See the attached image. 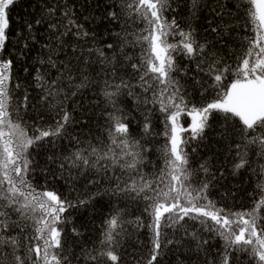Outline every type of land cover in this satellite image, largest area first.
I'll return each instance as SVG.
<instances>
[{
	"label": "snow or ice",
	"instance_id": "snow-or-ice-1",
	"mask_svg": "<svg viewBox=\"0 0 264 264\" xmlns=\"http://www.w3.org/2000/svg\"><path fill=\"white\" fill-rule=\"evenodd\" d=\"M18 3L19 0H0V264H79L80 256L72 251L65 235L66 225L71 223L69 209L92 206L97 195L109 197L110 203L111 198H118L142 204L136 227L149 231L146 264H161L164 248L182 251L186 242L188 252L200 264H242V254L250 264H264V181L256 185L259 193L253 196L252 207L235 210L218 205L209 196V182L193 179L198 172L209 173V168L201 163L194 171L188 152L193 143L192 152L204 144L206 132L216 121L220 136L227 141L226 150L235 151L233 175L252 168L249 153L264 161V0H238L231 8L228 0H117L115 5L106 6V17L112 21L123 17L126 27L100 47L89 43L96 39L95 33L78 23L75 5L68 10L48 6L44 10L46 19L34 23L51 29L57 43L38 61L46 68L42 72L35 67L33 83L24 87L20 97L16 95L21 84L14 75L16 61L9 18L10 9ZM182 4L193 20L199 19L200 12H209L206 19L215 44H227L225 37L233 38L234 22L227 18L234 12L244 21L241 54L234 63L222 59L209 40L201 42L191 23L181 28L177 17L169 16ZM32 27L27 23L25 32L30 33ZM69 34L79 47L62 39ZM29 39L34 37L22 33L23 48L29 47L23 42ZM65 44L80 66L75 73L73 61L64 52ZM137 46L141 49L137 60L133 61L127 51L121 56L123 49ZM60 52H64L65 60L58 58ZM180 55L194 62L195 71L206 78L200 94L212 89V100L193 102L181 83V74L188 73L177 64L176 57ZM93 56L95 61L90 59ZM125 61H131L128 66L132 72L118 82L106 80L102 90L112 109L106 113L105 137L76 135L74 128L69 133L74 124L88 125L85 117L74 118L64 103L90 82L88 73L81 69L90 68L92 63L112 65L109 75H114ZM23 71H28L27 65ZM229 75L232 82L225 86L223 81ZM192 79L200 83L195 74ZM73 80L77 81L74 85ZM29 87L38 90L36 97H31ZM69 87L73 90L65 94ZM134 88L141 90L142 98L137 99L144 111L159 112L164 125L160 135L166 142L160 149V164H152L154 170L148 172L145 168L150 165L151 149L132 132L128 113L118 102L121 96H134ZM30 99L37 103H30ZM32 109L54 115L47 126L34 124L29 134L22 112ZM147 114L143 136L150 137L153 130ZM181 116L190 117L188 127L181 123ZM34 119L38 122L44 116ZM60 139H69L74 151L65 148L48 155L46 164L50 162L55 167L44 171L53 180L62 179L66 184L83 178L85 186H96L86 196H80L74 184H69L70 191L61 192L46 183H33L34 152ZM259 174H264V163ZM72 193L76 196L70 199ZM103 223L99 248H82L81 255L93 264H120L118 249L126 223L122 210L112 209ZM71 232L80 234L75 227ZM217 239L221 242L219 248L212 244Z\"/></svg>",
	"mask_w": 264,
	"mask_h": 264
},
{
	"label": "trees",
	"instance_id": "trees-1",
	"mask_svg": "<svg viewBox=\"0 0 264 264\" xmlns=\"http://www.w3.org/2000/svg\"><path fill=\"white\" fill-rule=\"evenodd\" d=\"M117 0H19V3L13 6L9 11L10 18V40L13 45L12 53L16 63H14V75H16L21 84V88L17 89L16 95L20 97L24 91V87L33 83L32 77L34 75L35 67H40L43 72L46 66L38 64V61L45 58L47 54L57 43L56 34L51 29H45L43 23L37 25L34 23L36 20H44V10L48 6L57 8L58 10H68L70 6L75 5L76 15L78 17V23L84 25L85 29L95 33L96 39L90 40L89 43L92 47H100L107 40L115 39L116 35L121 32L122 28L126 27L123 17L116 21H112L106 17V6L115 5ZM238 0H228V6L231 8L233 4H237ZM213 7L216 5L213 4ZM175 15L181 28L186 24L191 23L197 30V38L203 42L207 39L215 44L214 34L210 32V26L206 17L209 16L207 10L200 12L199 19L193 20L187 14V7L181 5L176 9L175 13H169V16ZM87 18V19H86ZM227 19L232 20V39H228L227 44H215L216 50L222 59H227L230 63H234L235 57L241 54L240 39L245 35L243 28L244 21L234 12L231 17ZM32 23L33 27L30 33L25 32L26 24ZM137 26L133 25L135 29ZM22 33L34 37L23 41L29 45L28 48H23ZM62 39L68 41L73 47H79L76 38L71 34L63 37ZM172 42H176L173 38H169ZM178 39V38H177ZM49 45V47H45ZM20 49L19 51L17 49ZM109 55H114L112 50L105 49ZM127 51L132 57V60H137L141 51L140 47L125 48L121 51ZM64 52H67V59L73 61V72L76 68L80 67L74 59V54L68 44L64 45ZM64 52H60L59 59L65 60ZM23 53V54H21ZM87 55V53H85ZM95 61V57L90 58ZM177 64L180 68H183L188 73L187 76L181 74V83H184L188 91L191 93V98L194 103H206L214 98V91L209 89L201 96V83L206 79L202 74L195 71L194 62L185 59L182 55L176 57ZM131 61H125L123 67L116 68L114 75H109V71L112 65L102 66L97 63H92L90 68L81 69L88 73L89 83L87 87L77 91L75 96H71L64 103L69 112L76 119L85 117L88 120V125L85 127L82 124H74L72 128H69V133H72L75 129L76 135L96 136L104 138L106 135L105 128L107 124L106 113L112 111L109 105L106 103L103 95V88L105 87V81L116 80L118 82L120 77H126L128 73L132 72V69L128 66ZM28 66V71L24 72V66ZM195 74L196 79L200 80L197 83L192 79ZM233 77L229 75L227 79L223 81V84L227 86L232 82ZM77 81L73 80L71 83L74 85ZM135 83V81H132ZM207 87V85H205ZM71 87L65 90L67 92L72 91ZM29 93L31 97H36L38 90L29 87ZM134 96H121L119 98L120 106L125 112L128 113L129 120L131 121V130L134 134H137L138 139H142L143 143H147L151 151L149 152L150 165L145 168L148 172L151 169V165L155 164L159 166L160 149L165 144L166 138L160 135L164 131V125L161 123V114L159 112H153L147 114L144 111L142 105L138 103V97L142 98L141 90L139 88L133 89ZM30 103H37V101L30 99ZM74 110V111H73ZM43 115L44 119L36 121L34 118L37 115ZM86 114V115H85ZM151 120L153 135L143 136V122L145 115ZM25 121H27V127L29 134L32 133L33 125L39 123L41 126H47L52 120L53 113H42L39 109H32L29 112H22ZM134 118V119H133ZM181 123L184 127H188L190 123V117L181 116ZM91 130V131H89ZM220 125L218 122H213V128L206 132L208 139L204 141V144L197 148L195 152H192V147H195V143L188 148L190 153V166L195 171L201 163H205L209 168V173L198 172L194 176V182L207 180L210 184L209 196L211 199L217 202L218 205H226L235 210L250 208L253 204V196H257L259 189L256 188L258 182L264 181V174H259L261 163L255 156L249 153V159L252 160V168H245L240 170L236 175H233V165L236 162L235 151H227L225 141L220 136ZM187 135V133H185ZM51 139V138H49ZM68 148L70 151H74L72 142L69 139L57 140L54 144L50 143L45 147L40 148L34 152L36 161V172L33 183L37 186L47 184L49 188L58 189L61 192L70 191L69 184H74L78 189L80 196H86L94 190L96 186L87 185L83 178L76 181H69L66 184L64 180H53L48 173L44 171L45 168L51 166L50 162L46 164L47 156L53 155L58 151H62ZM254 169V170H253ZM223 173V175H221ZM45 176L48 179L45 180ZM215 177V178H213ZM103 184V181H101ZM76 196V193H72L71 199ZM110 198L107 196L97 195V199L93 201L92 206H86L84 208L69 209L71 213V223L66 225L65 235L67 242L72 247V251L80 256L79 264H93L91 261H86L84 256L81 255V250L89 249L94 250L99 248L100 240L102 239V230L104 227V220L111 214L112 209L120 208L123 213V217L126 220L124 224V232L121 236V244L119 246L120 264H146V258L150 248L149 243V231L147 228L138 229L136 227V218L142 215V204L138 205L135 202L123 200L118 198H111L112 202H109ZM125 205H127L125 207ZM68 216L69 213H65ZM145 223H147V217L145 216ZM191 227V222L188 223ZM75 227L79 231V235H75L71 232V229ZM220 241L214 240L212 244L217 248L220 246ZM163 251L166 253L163 256L161 264H200L195 259L193 254L188 252L187 242L183 246L182 251L170 252L167 248ZM159 259V258H158ZM242 264H250L246 254L241 255ZM76 264V261L73 262Z\"/></svg>",
	"mask_w": 264,
	"mask_h": 264
},
{
	"label": "rangeland",
	"instance_id": "rangeland-1",
	"mask_svg": "<svg viewBox=\"0 0 264 264\" xmlns=\"http://www.w3.org/2000/svg\"><path fill=\"white\" fill-rule=\"evenodd\" d=\"M190 124V123H189Z\"/></svg>",
	"mask_w": 264,
	"mask_h": 264
}]
</instances>
